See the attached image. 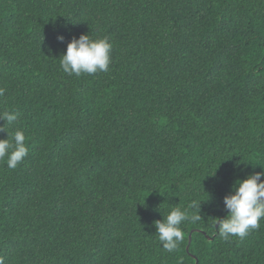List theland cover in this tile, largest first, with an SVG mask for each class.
<instances>
[{"label": "trees", "instance_id": "16d2710c", "mask_svg": "<svg viewBox=\"0 0 264 264\" xmlns=\"http://www.w3.org/2000/svg\"><path fill=\"white\" fill-rule=\"evenodd\" d=\"M82 34L107 72L61 69ZM0 88L29 149L0 161L4 264H264V219L210 227L264 167V0H0ZM192 199L204 220L164 251L153 222Z\"/></svg>", "mask_w": 264, "mask_h": 264}, {"label": "clouds", "instance_id": "9594fccd", "mask_svg": "<svg viewBox=\"0 0 264 264\" xmlns=\"http://www.w3.org/2000/svg\"><path fill=\"white\" fill-rule=\"evenodd\" d=\"M57 39L63 41L64 38L58 36ZM112 48L108 37L93 39L89 34H82L67 44L66 52L59 58L60 67L64 73L77 77L107 72L111 64ZM5 91L0 88V97L4 96ZM17 118L15 111L0 112V120L6 121L7 125H11ZM5 124L0 126V132L7 133V138L0 139V161H4L7 168L15 169L28 155L29 149L24 131L17 130L10 135ZM202 201L205 200L192 199L184 208L178 203L166 216L162 215V220L153 222L155 235L164 251L172 253L179 247L185 235L183 224H197L204 220L200 208ZM223 203L227 215L213 218L210 226L214 227L220 238L244 239L250 232L259 229L260 221L264 219V167L244 179H237L232 185V191L224 196ZM0 264H4L3 258H0Z\"/></svg>", "mask_w": 264, "mask_h": 264}, {"label": "water", "instance_id": "95a60500", "mask_svg": "<svg viewBox=\"0 0 264 264\" xmlns=\"http://www.w3.org/2000/svg\"><path fill=\"white\" fill-rule=\"evenodd\" d=\"M190 241H191V239H190V237L188 238V243L190 244ZM187 249H188V247H187Z\"/></svg>", "mask_w": 264, "mask_h": 264}]
</instances>
